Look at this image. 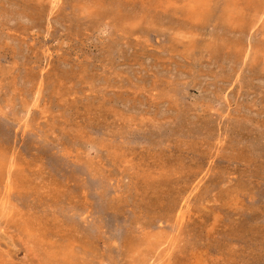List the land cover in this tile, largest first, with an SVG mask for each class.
<instances>
[{
	"label": "rangeland",
	"instance_id": "374dc122",
	"mask_svg": "<svg viewBox=\"0 0 264 264\" xmlns=\"http://www.w3.org/2000/svg\"><path fill=\"white\" fill-rule=\"evenodd\" d=\"M0 212V264H264V0H0Z\"/></svg>",
	"mask_w": 264,
	"mask_h": 264
},
{
	"label": "bare ground",
	"instance_id": "6f19581e",
	"mask_svg": "<svg viewBox=\"0 0 264 264\" xmlns=\"http://www.w3.org/2000/svg\"><path fill=\"white\" fill-rule=\"evenodd\" d=\"M181 3H182V2H181ZM198 5H199V4H198ZM184 11H185V10H184ZM184 11H183V12H184ZM185 12H186V11H185ZM47 22H48V21H47ZM38 105H39V104H38ZM12 170H13V169H12ZM10 174H11V173H10ZM13 185H14V184H13ZM0 213H1V212H0Z\"/></svg>",
	"mask_w": 264,
	"mask_h": 264
}]
</instances>
